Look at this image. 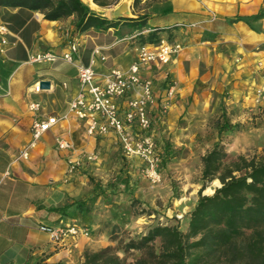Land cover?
I'll list each match as a JSON object with an SVG mask.
<instances>
[{
  "label": "rangeland",
  "instance_id": "obj_1",
  "mask_svg": "<svg viewBox=\"0 0 264 264\" xmlns=\"http://www.w3.org/2000/svg\"><path fill=\"white\" fill-rule=\"evenodd\" d=\"M120 3L123 4L124 0H118L104 11L112 17L109 26H117L123 20L118 14L113 15L117 13ZM131 4L132 0L127 9L128 14L125 10L121 11L129 17L132 13ZM133 8L136 9L135 4ZM11 9L1 11L0 8V20L12 22L14 11ZM32 13L42 15L40 12ZM75 20L73 16V25ZM260 20H264V10L247 19L228 22L212 19V24H200V28L181 23L173 27V35L167 33L162 37L157 35L156 29L142 33L143 24L140 22L124 24L129 30L123 37L121 32H115L112 38L105 35L109 26L90 31L89 35L97 39L98 45L117 42V48L123 47L118 57L111 52L113 58L115 56L117 59L125 53L128 65L136 60L137 49L144 43L166 40L178 44L180 50L168 64L145 66L142 70L152 78L154 104L148 110L151 127L147 135H151L156 144L160 182L154 183L146 177L143 170L145 163L141 159L124 154L117 136V139L107 137V134L96 136L100 139H90L92 145L88 138L82 137V146L69 142V151L59 150L56 144L55 149L52 145L53 155L65 159L66 166L71 161L78 162L72 174L67 175L80 174L87 177L81 197L69 199L63 209H59L61 212L64 210L62 213H65L68 221L51 226L64 229L76 227L78 230L76 236L67 235L62 246L67 241V250L70 251L81 239L95 242L93 244L97 248L86 251L110 249L125 264H133L145 257L147 251L125 252L124 246L130 240L137 241L157 225L176 226L185 231L187 217L197 203L203 184L200 180L201 158L207 151L216 144L222 146L227 154V163L238 156L251 158L262 153L264 25L254 28V23ZM238 23L241 25L238 26ZM245 27L260 36L248 43L244 36ZM132 36L136 38L130 39ZM114 46L112 48H116ZM90 50L89 45L85 47V56ZM113 58L107 60L113 63ZM53 65L56 68L65 63L52 64V68ZM40 66V73L54 74L57 69H50V65ZM116 68L121 70L117 63ZM36 98L41 103L45 102L42 96ZM61 99L62 96L59 97ZM217 120L221 125L225 121L229 124L221 134L215 126ZM64 121L67 123V118ZM135 134H139L138 129L133 130L132 135ZM217 187H220L219 181L213 180L201 194L210 196ZM91 223L96 226L95 233H90ZM251 234L246 231L245 236L236 241L238 247L234 252L248 249L250 244L264 248V229L259 240L250 239ZM153 246L154 252L158 253L159 242L155 241ZM255 254L247 250L244 258L236 260L226 251L225 256L212 257L207 264H261ZM82 263L83 260L76 264Z\"/></svg>",
  "mask_w": 264,
  "mask_h": 264
},
{
  "label": "crops",
  "instance_id": "obj_2",
  "mask_svg": "<svg viewBox=\"0 0 264 264\" xmlns=\"http://www.w3.org/2000/svg\"><path fill=\"white\" fill-rule=\"evenodd\" d=\"M80 1L92 13L108 21L112 17L107 16L104 11L118 2L107 0L109 5L100 7L94 5L92 0ZM134 4L136 9L133 8ZM131 9V17L123 13L120 24L108 27L105 35L112 38L115 32H121L123 37L129 30L124 24L137 22L143 24L142 33L156 29L157 35L162 37L167 33L173 35L176 28L174 26L181 23L200 28V24H212V19L228 22L252 18L260 10H264V0H137L136 3L132 0ZM9 10L10 8H1V11ZM11 10L14 11L12 22L0 20L8 29L6 53L0 60V264H76L83 260L86 250L97 248L93 244L95 242L89 243L81 239L68 251L67 241L63 246L54 244L46 233L39 230L40 225L58 226L59 223L68 221L65 213H62L64 210L61 212L59 209H63L69 199L80 198L87 184L85 176L66 174L65 159L53 155L52 145L56 149L54 140L61 132H65L63 137L77 146H82V137L88 138L91 145L90 139L95 141L100 138L89 137L86 134V123L75 120L69 113V101L80 89L76 69L57 61L54 64L61 62L65 65L56 69L51 64L50 69H56L54 74L40 73L41 66L27 64V58L30 54L45 51L61 54L69 43L75 42L79 46L78 61L83 65L88 64L94 48H101V55L95 65L100 75L116 68V63L121 70L128 69L131 64L126 62L125 53L117 59L118 52L123 48H117V42L98 45L97 39L89 35L94 28L85 33H75L73 16L67 20L45 21L42 15H33L32 11L26 9ZM237 25L240 26L241 23ZM263 25L264 20H260L254 23V28ZM244 36L248 43H252L260 35L245 27ZM133 38L136 37L132 36L130 39ZM120 40L124 41V38ZM116 41L119 40L116 38ZM88 45L91 50L85 56V47ZM113 45L116 48H112ZM111 51L117 57L113 58ZM112 58L113 63L107 60ZM141 76L152 81L145 71L141 72ZM37 81H48L49 89H44L39 94L32 93L31 85ZM63 83H66V87H62ZM38 96H42L45 102L41 103L36 98ZM60 96L63 99L59 100ZM31 102L41 104L42 114L65 117L67 123L60 122L47 133L31 152L29 160H17L16 153L31 138V113L28 110ZM107 135L117 139L114 133ZM94 149L95 146L93 151ZM69 178L70 182L65 184ZM95 227L90 224V233H95Z\"/></svg>",
  "mask_w": 264,
  "mask_h": 264
},
{
  "label": "trees",
  "instance_id": "obj_3",
  "mask_svg": "<svg viewBox=\"0 0 264 264\" xmlns=\"http://www.w3.org/2000/svg\"><path fill=\"white\" fill-rule=\"evenodd\" d=\"M91 1V0H90ZM94 5L106 7L107 0H92ZM0 8H21L40 12L45 21H58L75 17L74 32L83 33L91 28L111 25L107 19L92 13L80 0H0ZM110 27V26H109ZM218 133L229 124L217 120ZM227 154L218 144L201 158L202 187L194 209L187 217L185 231L176 226L151 227L137 241L130 240L124 251H147L146 256L133 264H207L209 259L230 252L233 259H242L247 250L264 264V248L253 244L234 252L236 241L252 234L250 239H260L264 229V150L258 156H238L226 162ZM218 180L220 187L210 196L202 195L207 184ZM159 242L158 253L153 243ZM245 251V252H244ZM244 252V253H243ZM48 264V263H38ZM61 264V263H55ZM82 264H125L110 249L85 251Z\"/></svg>",
  "mask_w": 264,
  "mask_h": 264
},
{
  "label": "built area",
  "instance_id": "obj_4",
  "mask_svg": "<svg viewBox=\"0 0 264 264\" xmlns=\"http://www.w3.org/2000/svg\"><path fill=\"white\" fill-rule=\"evenodd\" d=\"M7 33V26L0 22V60L6 53ZM179 50L178 44L166 40L144 43L138 47L137 58L128 69L111 68L102 75L95 69L101 48H94L88 64L83 65L78 61L79 46L75 42L69 43L68 48L61 54L50 51L30 54L26 63L40 66L62 61L73 66L80 89L69 101V113L75 120L86 123V133L90 137L114 133L124 154L130 158L141 159L145 163L143 170L146 177L157 183L161 179L158 171L159 158L152 136L147 135L151 127L148 110L154 104L153 85L151 80L141 76V72L145 66L168 64ZM62 87H66V83H63ZM31 88L34 94L44 90L41 81L35 82ZM28 110L31 113V138L17 152V160H29L31 152L36 149L42 138L66 119L55 114H42L39 102H31ZM135 129H138L139 134L133 136ZM55 144L61 151L71 150V144L63 135L55 137ZM77 165L78 162L71 161L66 173L72 174ZM39 230L46 233L54 244H62L67 235L73 237L78 234L76 227L64 229L40 225Z\"/></svg>",
  "mask_w": 264,
  "mask_h": 264
},
{
  "label": "water",
  "instance_id": "obj_5",
  "mask_svg": "<svg viewBox=\"0 0 264 264\" xmlns=\"http://www.w3.org/2000/svg\"><path fill=\"white\" fill-rule=\"evenodd\" d=\"M127 9L128 8H126L125 4L123 3V4L120 5L119 9L117 10V13H113V15L117 16V14H118V16L121 17L123 15V13L121 11H123V10H125L126 13L128 14V10ZM41 87L43 89H49L50 84H49L48 81H41Z\"/></svg>",
  "mask_w": 264,
  "mask_h": 264
},
{
  "label": "bare ground",
  "instance_id": "obj_6",
  "mask_svg": "<svg viewBox=\"0 0 264 264\" xmlns=\"http://www.w3.org/2000/svg\"><path fill=\"white\" fill-rule=\"evenodd\" d=\"M130 2H131V0H124V4H125V6H126V8H128V6L130 5ZM52 85V84H51ZM52 89V88H51ZM50 89V90H51ZM215 182H217V181H215Z\"/></svg>",
  "mask_w": 264,
  "mask_h": 264
}]
</instances>
